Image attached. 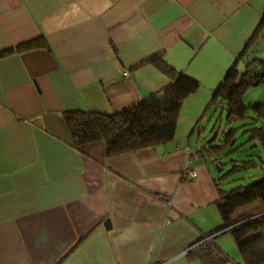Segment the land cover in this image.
I'll use <instances>...</instances> for the list:
<instances>
[{
  "label": "crops",
  "instance_id": "1",
  "mask_svg": "<svg viewBox=\"0 0 264 264\" xmlns=\"http://www.w3.org/2000/svg\"><path fill=\"white\" fill-rule=\"evenodd\" d=\"M263 17L264 0H0V264H202L186 253L222 222L219 176L193 136L225 111L213 91L233 64L261 69ZM158 54L199 82L175 137L76 145L65 113L159 90ZM215 238L225 264H244L230 232Z\"/></svg>",
  "mask_w": 264,
  "mask_h": 264
},
{
  "label": "trees",
  "instance_id": "2",
  "mask_svg": "<svg viewBox=\"0 0 264 264\" xmlns=\"http://www.w3.org/2000/svg\"><path fill=\"white\" fill-rule=\"evenodd\" d=\"M148 61L154 62L170 77L159 90L116 111L80 110L65 113L66 124L76 145L102 140L109 153H118L156 145L175 137L182 102L188 94L198 88L199 82L183 72H176L162 54L151 56ZM256 61L249 60L243 70L238 68L237 63L233 64L213 91L212 101L218 98L225 101L227 124L223 132L215 131L202 149L212 155L218 166H223L227 161L233 163L226 172L218 175L216 202L222 219L221 224L201 236L197 241L199 243L196 242L186 253L189 259L197 257L202 264H225L231 260L218 245L216 238L212 237L218 230L228 227L244 264L264 263V121L260 123L264 117V102L247 103L243 97L247 87L254 83L259 70L264 67V60H260L263 63L261 69L255 67ZM259 82H264V78ZM236 121L239 124L233 123ZM239 125L245 126L243 130L248 133L247 140H252L255 148L259 147L258 154L250 152L246 155L251 156L250 158L231 157L232 152H224L234 145L236 128ZM222 154L226 160L222 159ZM259 166L263 171L257 179L247 183L244 176L240 177L244 181H236L240 178H230L227 183L231 185L224 187L223 178H229L228 175L233 174L235 170ZM251 203L254 204L251 209L241 210V207ZM256 214L261 215L253 217Z\"/></svg>",
  "mask_w": 264,
  "mask_h": 264
},
{
  "label": "rangeland",
  "instance_id": "3",
  "mask_svg": "<svg viewBox=\"0 0 264 264\" xmlns=\"http://www.w3.org/2000/svg\"><path fill=\"white\" fill-rule=\"evenodd\" d=\"M264 58V57H263ZM251 60V59H250ZM249 60H247L245 67L242 68L241 70L245 69L247 66ZM244 100L247 103H259V102H264V83H257V84H251L247 87L244 95ZM221 107L218 108V110L216 112H214V116L213 112H209L208 115L204 116L202 119V123H201V133L200 135H197V133H195V135L193 136V146H195L196 141L195 138L200 137V144H202V146L207 145L211 136H213L215 134V131H219L221 133V131L223 132L224 129H226V124H227V120H226V111H223L222 113L220 112ZM211 120V122H209ZM264 121V117L263 119L260 121V123H263ZM234 124H239L238 121L233 122ZM243 127H245L244 125H239V127L236 128V133H235V143L233 146L227 148L226 150H224V152H232V154H230L231 157H240L241 159H245V158H250L251 156H246L248 155V153L252 152L251 154L254 153H259V147H254L253 144L254 142L252 140H247L248 138V133L245 132L243 130ZM228 128V127H227ZM211 129H213V131H211ZM222 136V135H221ZM240 144H243L242 146L238 147ZM252 146V148H250ZM234 147V148H233ZM206 152V151H205ZM263 152V151H261ZM264 155V153H262ZM221 156L223 160H226V157L224 156V154H222ZM231 161H227V163H225L221 170H219L220 166H218L217 162H215L216 164V173L221 176L224 172H226L230 167H231ZM260 165H262V163H259ZM262 168L259 167H244V168H239L237 170H235L233 172V174L228 175L229 178H223V184L225 185V187H229L231 185V183H227V180L230 178H240L242 176H244V180L245 182H250L252 181V179H257V177L260 176V174L262 173ZM252 175V176H251ZM243 179H238L236 181H244ZM237 183V182H234ZM253 206V205H251ZM264 215V214H263Z\"/></svg>",
  "mask_w": 264,
  "mask_h": 264
},
{
  "label": "water",
  "instance_id": "4",
  "mask_svg": "<svg viewBox=\"0 0 264 264\" xmlns=\"http://www.w3.org/2000/svg\"><path fill=\"white\" fill-rule=\"evenodd\" d=\"M238 58H236V60H237ZM235 60V61H236ZM227 74V73H226ZM261 78H264V67L261 69V70H259V72H258V78L254 81V84H257L259 81H260V79ZM220 169L219 170H221L222 169V167L220 166L219 167ZM261 214H256L255 216H253V217H256V216H260ZM104 225H105V227H107V228H110L111 227V222H110V219L109 218H107V219H105V221H104ZM229 230V227L228 228H223V229H221V230H218L217 232H215L213 235H212V237H216L217 235H219L220 233H223V232H225V231H228ZM197 243H199V242H197ZM195 245V244H194Z\"/></svg>",
  "mask_w": 264,
  "mask_h": 264
},
{
  "label": "built area",
  "instance_id": "5",
  "mask_svg": "<svg viewBox=\"0 0 264 264\" xmlns=\"http://www.w3.org/2000/svg\"><path fill=\"white\" fill-rule=\"evenodd\" d=\"M127 73H128V71L125 70V71H124V74H127ZM195 175H196V171H195L194 169L188 170V171H187V174H186L187 177H193V176H195Z\"/></svg>",
  "mask_w": 264,
  "mask_h": 264
}]
</instances>
